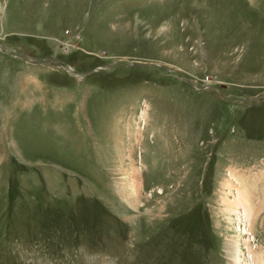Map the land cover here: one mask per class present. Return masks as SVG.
<instances>
[{"label": "rangeland", "instance_id": "rangeland-1", "mask_svg": "<svg viewBox=\"0 0 264 264\" xmlns=\"http://www.w3.org/2000/svg\"><path fill=\"white\" fill-rule=\"evenodd\" d=\"M263 93L264 0H0V264H255Z\"/></svg>", "mask_w": 264, "mask_h": 264}, {"label": "bare ground", "instance_id": "bare-ground-1", "mask_svg": "<svg viewBox=\"0 0 264 264\" xmlns=\"http://www.w3.org/2000/svg\"><path fill=\"white\" fill-rule=\"evenodd\" d=\"M145 115V114H144ZM132 174H128L126 177H125V182H123V184L121 185V192H122V195L123 197L126 199V201H128L131 205H132V201L131 199L133 198L135 201H138L139 200V195H140V188H139V180L138 178ZM131 190L133 192H131ZM243 193V192H241ZM238 199L242 202V204H245V216L249 215L250 213H252V210L250 209L251 207V203H250V198L248 196H244L241 197V194L240 196H238ZM134 202V201H133ZM235 202H233V204H230L229 205V208H228V212L229 213H234L236 210H235V207L237 205H234ZM248 205V207H247ZM249 212V214H248ZM251 215V214H250ZM227 255H228V258H229V264H240V261H239V253L237 252V245L235 242H231L229 241L228 244H227ZM254 257V262L255 264H264V254L262 253L261 255H255L253 256Z\"/></svg>", "mask_w": 264, "mask_h": 264}, {"label": "water", "instance_id": "water-1", "mask_svg": "<svg viewBox=\"0 0 264 264\" xmlns=\"http://www.w3.org/2000/svg\"><path fill=\"white\" fill-rule=\"evenodd\" d=\"M1 49H2L3 51L7 52V50L3 49L2 47H1ZM71 71L74 72V73H76L75 70H74L73 68H71ZM76 74H77V73H76ZM78 75H81V76H82V73H78ZM262 98H264V93H263V94H260V95H257V96H254V97H251V98H249L248 100L256 101V100H258V99H262Z\"/></svg>", "mask_w": 264, "mask_h": 264}]
</instances>
